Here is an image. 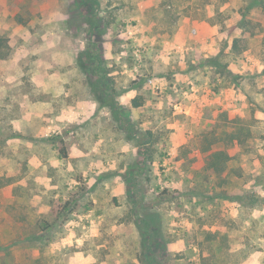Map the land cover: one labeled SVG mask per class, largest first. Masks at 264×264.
I'll return each instance as SVG.
<instances>
[{
	"label": "rangeland",
	"instance_id": "rangeland-1",
	"mask_svg": "<svg viewBox=\"0 0 264 264\" xmlns=\"http://www.w3.org/2000/svg\"><path fill=\"white\" fill-rule=\"evenodd\" d=\"M97 1L0 0V264H264V0Z\"/></svg>",
	"mask_w": 264,
	"mask_h": 264
},
{
	"label": "trees",
	"instance_id": "trees-1",
	"mask_svg": "<svg viewBox=\"0 0 264 264\" xmlns=\"http://www.w3.org/2000/svg\"><path fill=\"white\" fill-rule=\"evenodd\" d=\"M90 2V4L96 6L98 5V1L97 0H88ZM89 22V20H87ZM91 25L94 24L92 21H90ZM82 56H84V54H82ZM95 59L97 61H101V57L99 55H96L95 56ZM102 62V61H101ZM79 65L81 66V68L83 70H87L88 69V65H87V62L82 59V57L79 59ZM96 70L99 71V74H97L96 78H97V81L95 80H90L89 78V84L90 86L92 87L95 95H96V98L99 100V102L101 104H108V105H113L115 104V101L114 100H111V102H107V99L105 98L106 97V94L108 93L107 91H105V89H102L100 88L101 85H103V83L107 84V81H105V78H107L106 76V69L104 67L101 66V68H95ZM95 73V72H94ZM101 73V74H100ZM105 75V76H104ZM113 91L114 89L111 88ZM109 94L111 95H114V93H112L111 91L109 92ZM138 105V102L135 100V105ZM60 152L63 156L66 157L67 155V152H66V148L64 147V145L61 147L60 149Z\"/></svg>",
	"mask_w": 264,
	"mask_h": 264
},
{
	"label": "crops",
	"instance_id": "crops-1",
	"mask_svg": "<svg viewBox=\"0 0 264 264\" xmlns=\"http://www.w3.org/2000/svg\"><path fill=\"white\" fill-rule=\"evenodd\" d=\"M127 70H129V69L127 68Z\"/></svg>",
	"mask_w": 264,
	"mask_h": 264
}]
</instances>
